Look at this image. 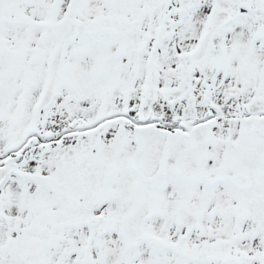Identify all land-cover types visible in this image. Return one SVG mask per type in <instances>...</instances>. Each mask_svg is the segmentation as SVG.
Segmentation results:
<instances>
[{
	"label": "snow or ice",
	"instance_id": "snow-or-ice-1",
	"mask_svg": "<svg viewBox=\"0 0 264 264\" xmlns=\"http://www.w3.org/2000/svg\"><path fill=\"white\" fill-rule=\"evenodd\" d=\"M0 264H264V0H0Z\"/></svg>",
	"mask_w": 264,
	"mask_h": 264
}]
</instances>
